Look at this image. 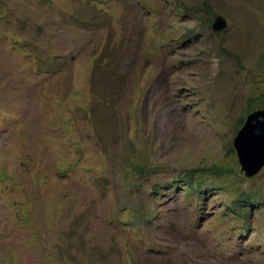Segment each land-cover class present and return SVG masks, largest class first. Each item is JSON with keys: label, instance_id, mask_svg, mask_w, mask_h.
<instances>
[{"label": "rangeland", "instance_id": "rangeland-1", "mask_svg": "<svg viewBox=\"0 0 264 264\" xmlns=\"http://www.w3.org/2000/svg\"><path fill=\"white\" fill-rule=\"evenodd\" d=\"M263 92L264 0H0V264H264Z\"/></svg>", "mask_w": 264, "mask_h": 264}, {"label": "water", "instance_id": "water-1", "mask_svg": "<svg viewBox=\"0 0 264 264\" xmlns=\"http://www.w3.org/2000/svg\"><path fill=\"white\" fill-rule=\"evenodd\" d=\"M226 25V21L218 16L211 28L220 31ZM232 147L240 164V172L246 177L253 176L264 166V109L253 110L245 116Z\"/></svg>", "mask_w": 264, "mask_h": 264}, {"label": "trees", "instance_id": "trees-1", "mask_svg": "<svg viewBox=\"0 0 264 264\" xmlns=\"http://www.w3.org/2000/svg\"><path fill=\"white\" fill-rule=\"evenodd\" d=\"M260 101L264 105V92L260 94L259 96ZM252 109H249V111ZM243 122V117L240 119V124ZM231 152H233L232 148L230 149ZM135 165V164H133ZM133 166H131L132 168ZM211 170H213L216 173H220L224 176L226 170L224 168H221L217 165L212 166ZM212 175V174H211ZM213 176V175H212ZM214 177V176H213ZM215 178V177H214ZM186 185L187 189H184L186 193H191V194H196L199 198L202 197L203 192L205 189L208 188H222V190H225V188L219 186L218 184L215 183V180L211 178V176L206 177V176H193L189 175L185 177L184 180H179L176 182V186H183ZM160 188L156 189V193H158V190ZM254 199L251 198L249 192L245 191H238L234 193V197L232 202L230 204L232 205L233 208L230 210L226 211V215H230L233 218H241L244 219V211L246 210L247 207H251V204L253 203ZM138 214V219H131L129 221H125V225H129L130 228L132 229H137L141 226H144L148 224L151 220L149 217V214L147 213V210H143L137 213ZM141 239L145 242L148 241L145 236H142Z\"/></svg>", "mask_w": 264, "mask_h": 264}, {"label": "clouds", "instance_id": "clouds-1", "mask_svg": "<svg viewBox=\"0 0 264 264\" xmlns=\"http://www.w3.org/2000/svg\"><path fill=\"white\" fill-rule=\"evenodd\" d=\"M217 17H218V16H217ZM220 17H221V16H220ZM222 18H223V17H222ZM214 19H215V18H214ZM214 19H213V21H214ZM223 19H224V18H223ZM224 20H225V19H224ZM213 21H212V22H213ZM211 24H212V23H211ZM226 24H227V22H226ZM223 29H224V28H223ZM223 29H222V30H223ZM212 30H213V29H212ZM213 31H214V30H213ZM220 31H221V30H220ZM216 32H219V31H216ZM262 109H264V108H262ZM251 111H253V110H250L248 113H250ZM248 113H247V114H248ZM247 114H246V115H247ZM246 115H245V116H246ZM244 119H245V117L243 118V122H244ZM243 122H242V124H243ZM242 124H241V126H242ZM241 126H240V127H241ZM238 130H239V129H238ZM233 139H234V138H233ZM232 150H233V149H232ZM235 155H236V153H235ZM237 161H238V160H237ZM239 165H240V164H239ZM261 169H262V168H261ZM261 169H260V170H261ZM260 170H259V171H260ZM239 171H240V168H239ZM259 171H258V172H259ZM258 172H257V173H258ZM240 173H241V172H240ZM257 173H256V174H257ZM241 174H242V173H241ZM256 174H254V175H256ZM243 175H244V174H243ZM254 175H253V176H254ZM244 176H245V175H244ZM253 176H250V177H253ZM245 177H246V176H245ZM249 194H250V192H249ZM250 196H251V194H250ZM251 198L254 199L253 203H255V197H252V196H251ZM253 203L251 204V206L253 205ZM248 216H249V207H247L246 210L244 211V219L247 218ZM239 219H241V218H239ZM244 219H243V220H244Z\"/></svg>", "mask_w": 264, "mask_h": 264}, {"label": "bare ground", "instance_id": "bare-ground-1", "mask_svg": "<svg viewBox=\"0 0 264 264\" xmlns=\"http://www.w3.org/2000/svg\"><path fill=\"white\" fill-rule=\"evenodd\" d=\"M223 264V263H222ZM225 264V263H224Z\"/></svg>", "mask_w": 264, "mask_h": 264}]
</instances>
